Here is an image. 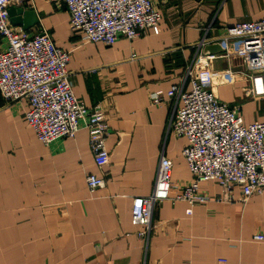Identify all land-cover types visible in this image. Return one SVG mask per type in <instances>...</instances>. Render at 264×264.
Masks as SVG:
<instances>
[{"label":"crops","instance_id":"crops-1","mask_svg":"<svg viewBox=\"0 0 264 264\" xmlns=\"http://www.w3.org/2000/svg\"><path fill=\"white\" fill-rule=\"evenodd\" d=\"M152 5L161 14L160 33L119 38L112 46L82 42L60 0L9 7L13 29L29 37L46 33L70 53L73 95L105 113L110 162L96 167L84 128L73 138L41 144L26 125L27 101L6 104L0 97V264H264V241L252 238L264 236V193L243 203L238 187L229 200L218 183L201 182L198 190L212 200L191 207L190 215L186 202L157 204L147 248L140 227L131 224L132 202L151 194L162 150L173 163L171 196L192 181L181 155L185 139L166 136L176 98L157 106L152 94L165 95L184 82L189 90L192 79L235 109L245 125L264 122V97L249 93L242 59L216 52L201 69L200 47L204 36L210 45L221 44L226 28L262 20L264 0ZM89 173L103 179L100 188L88 189Z\"/></svg>","mask_w":264,"mask_h":264},{"label":"built area","instance_id":"built-area-1","mask_svg":"<svg viewBox=\"0 0 264 264\" xmlns=\"http://www.w3.org/2000/svg\"><path fill=\"white\" fill-rule=\"evenodd\" d=\"M23 1L0 0V36L6 47L0 50V97L6 104L27 101L26 125L43 145L73 138L86 129L93 161L98 169L104 168L110 162L105 144L109 136L105 113L100 106L87 108L73 95L66 70L69 52L57 48L46 33L29 37L11 27L9 7ZM60 1L69 14V28L84 43L112 46L119 38L131 41L149 32L160 33L161 14L154 9L152 0ZM210 44L206 36L200 40V47ZM221 44L226 57L242 59L250 81L249 93L263 98L264 18L226 28ZM203 56L201 69L212 58V55ZM193 66L187 69V77L191 76ZM185 84L172 86L165 95L157 92L150 97V103L157 106L176 98L166 124V136L185 139L181 155L192 181L171 196V190L175 189L171 181L173 163L164 157L162 150L151 194L135 197L131 206V224L140 227L138 236L146 248L158 203L186 202L190 215L191 207L212 200L198 190L201 182L218 183L229 200L236 186L241 190L243 203L251 195L264 193V122L245 125L235 109L219 102L199 81L191 79L189 90ZM86 184L93 191L102 186L103 179L89 173ZM252 238L264 241L261 234ZM219 264L225 262L220 260Z\"/></svg>","mask_w":264,"mask_h":264},{"label":"water","instance_id":"water-1","mask_svg":"<svg viewBox=\"0 0 264 264\" xmlns=\"http://www.w3.org/2000/svg\"><path fill=\"white\" fill-rule=\"evenodd\" d=\"M8 14L10 17L13 16V14L11 13V11H8ZM216 52H224V47L221 44H214V45H209V46H205L203 47L202 50V54L204 55H214V53Z\"/></svg>","mask_w":264,"mask_h":264}]
</instances>
